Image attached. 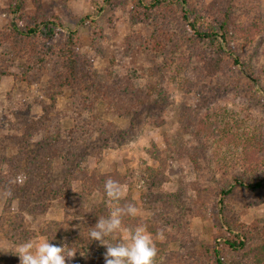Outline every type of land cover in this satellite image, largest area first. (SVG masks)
<instances>
[{
  "label": "rangeland",
  "instance_id": "374dc122",
  "mask_svg": "<svg viewBox=\"0 0 264 264\" xmlns=\"http://www.w3.org/2000/svg\"><path fill=\"white\" fill-rule=\"evenodd\" d=\"M214 1L190 0L203 12ZM19 3L24 6L25 15L59 18L62 25L52 40L56 50L70 32L76 31L80 36L78 54L89 61L97 80L133 74L136 87L168 91L167 104L154 106V118L148 111L140 116L133 112L117 114L113 106L101 99L91 111L85 105L80 111L85 120L101 119L110 125V130L105 136L95 131L91 141L74 145L67 138L68 131L75 127L74 119L68 115L74 110L73 96L92 93L88 89L79 93L78 89L55 86L52 79L56 68L51 57L32 65L40 58L31 59L7 44ZM133 6L134 0H0V264H20L19 256L12 250L29 239H48L76 251L66 264H105L106 246L89 238L93 224L87 220L91 218L76 216L52 195L39 197L34 193L32 184L38 173L34 179L28 177L29 167L32 161L37 163L35 159L53 140L72 153L68 160L50 155L39 171L42 175L51 173L54 186L70 178L66 163L98 173L129 172V183L121 185L125 198H132L138 208L139 224L146 225L153 235L158 249L155 264H178L180 260L184 264V258L213 245L226 234L218 213L223 205L219 204L217 188L235 183V177L245 170L247 153H258L261 162L257 174L264 178V92L255 93L247 71L232 66L228 57L226 73L206 74L200 54L212 59L213 54L206 44H193L188 39L189 27L180 17V6H171L166 12L165 16H171L166 27L156 14L148 20L134 17ZM233 11L236 23L245 25L256 20L257 35L264 37V0H236ZM162 26L166 34L172 33L167 37L174 41L166 39L167 47L157 43ZM235 35L232 46L243 61L263 69L264 44L255 50L256 39L249 42L242 33ZM203 98L214 104L219 126L201 132L202 139H198L188 128L196 116L202 117L207 110ZM194 110L199 114H193ZM156 120L163 122L156 124ZM251 143L257 144V149H248ZM153 147L163 152L166 160L164 168L160 167L159 180L150 175L149 168L159 166L150 153ZM16 155L23 158L19 164L15 163ZM19 175L24 177L23 183H11ZM196 185L208 194L203 212H197L195 206ZM27 188L34 208L25 202ZM72 190L80 192V183L74 181ZM86 199L82 208L85 212H94L103 201L109 208V201L101 192L87 195ZM175 199L183 207L181 215L175 213V206L170 207ZM123 200L111 202L112 206H121ZM224 205L232 220H264V189L236 188ZM182 217L186 222L178 224ZM123 223L125 232L117 233V239L135 227ZM228 254L229 260L248 264L241 261L239 254Z\"/></svg>",
  "mask_w": 264,
  "mask_h": 264
},
{
  "label": "trees",
  "instance_id": "16d2710c",
  "mask_svg": "<svg viewBox=\"0 0 264 264\" xmlns=\"http://www.w3.org/2000/svg\"><path fill=\"white\" fill-rule=\"evenodd\" d=\"M235 2L236 0H215L211 3L209 10L203 12L193 5L190 0H134L133 15L143 20L155 17L160 18L161 25L166 27L165 22L171 18L170 15L165 16L166 12H169L171 6H180V17L187 27H189L188 39L193 44H206L213 54V59L209 58L207 54H200L204 62L203 66L206 69V74L212 76L220 72L226 73L227 59L230 58L229 61L232 66H239L240 69L247 71L255 93L264 92V68L256 69L253 65L245 63L239 51L232 46L236 32L242 33L243 38L249 42H253L256 39L255 50H258L264 44V37L261 39L257 35V27L259 25L256 20H252L245 25L236 23L233 15ZM23 9L24 6L19 3L16 9L18 16L15 22H13V27H10L7 33V44L18 52L28 54L31 59L40 58L39 60H35L32 65L41 64L51 57L56 68L52 79V83L55 86L60 88L71 87L74 91L78 89L79 93H83V91L88 89L92 93L91 96L83 94L79 97L77 93L73 96L74 110L69 112L68 115L74 119L75 127L68 131L67 138L74 145L80 144L82 141H91L93 136H95V131L105 136L106 132L110 130V125L103 123L101 119L93 118V120H85L82 112H80L82 109H85V105L91 111L93 105L101 99L113 106L117 114L133 112L140 116L144 111H148L149 116L154 118V106L160 103L164 106L169 101L170 96L168 91H161L150 86L136 87L133 83V74L131 76L116 77L115 79H105L102 82L97 80V76L93 74L89 61L78 54L80 36L76 31L70 32L62 46L56 50L52 40L58 34L62 25L59 18L57 16L48 17L43 14L32 17L25 15L22 12ZM155 14L156 16L154 17ZM93 22L95 23V21ZM163 26L160 40L157 43H161L167 47V40L172 43L174 41L171 36L167 37L172 33L166 34ZM174 45L177 44L175 43ZM226 57L228 58L226 59ZM256 84L257 86L259 85L260 89H257ZM202 100V103L205 105L203 107H206L207 110L202 117L200 115L196 116L193 124L189 128L187 127L198 135V139H202L201 132L213 131L214 127L219 126L218 120H215V115L218 111L213 108L214 104L209 102L208 98H203ZM209 104L212 105V108H209ZM193 114L199 113L197 110H194ZM162 122L163 120L160 122L156 120L154 123L162 124ZM252 147L253 149H257V144L251 143L248 149H252ZM46 148L44 153L35 159L37 163L32 161L29 167L30 173L28 177L34 179L33 176L38 173L35 183L33 182L34 184H32L34 193L40 195L39 197L52 195L62 207L75 212L76 216L90 217L91 219L87 220V222L93 224V226L97 223L99 217H107L109 208L106 207L104 201L94 208V212H85L82 209L83 202L87 200V195H91L96 191L101 192L106 197L104 183L109 177L119 181L120 184L129 183L131 177L129 172L123 173L115 170L108 173H98L95 170H88L81 166L70 167L66 163L65 168L70 178L65 180L66 184L54 186L52 183L55 184V180L51 176V173L42 175L39 171L45 167V164L50 159V155L57 154L68 160L71 152L60 146L58 142H54V140ZM150 153L159 165L157 168H149L151 170L150 175L159 180L162 175L161 168H164L166 160L162 156L163 152L155 147L150 149ZM257 154L256 152L247 153V159L244 162L245 170L235 177V183L221 185L217 188L216 193L220 196L219 204L223 205V207H220L218 213L221 216L220 220L223 221L226 234L220 238L221 240H216L213 245L205 246L200 252H193L192 255L184 258L185 260L182 263L242 264L227 258L228 253H237L241 256V261H244V263L264 264V220H255L252 223L232 220L226 215L224 209L226 200L230 195L235 193L236 188H244L251 191L264 189V178L257 174V171H259L257 167L261 162ZM193 158L196 164L199 163V159ZM22 160L23 158L16 155L15 163L19 164ZM45 181H48L47 185L50 187L48 194ZM72 181L80 183V192L72 190ZM195 189L198 190L195 201L197 212H203L204 197L208 194H205L206 189L200 185H196ZM28 190L29 188H27V200L25 202L28 203V207L34 208L35 206L30 203ZM179 201L175 199V202L170 207L173 209L175 206L176 210H178L175 213L181 215L184 210ZM125 203L135 204L130 197L124 198L121 201V206ZM123 221L127 226L131 227L139 224L138 217L126 216L123 218ZM181 222H186L184 217L179 220L178 224H182ZM180 261L178 264H181Z\"/></svg>",
  "mask_w": 264,
  "mask_h": 264
},
{
  "label": "clouds",
  "instance_id": "9594fccd",
  "mask_svg": "<svg viewBox=\"0 0 264 264\" xmlns=\"http://www.w3.org/2000/svg\"><path fill=\"white\" fill-rule=\"evenodd\" d=\"M24 177L19 175L11 183H23ZM104 192L109 201V214L99 217L97 223L91 227L90 240H97L106 246L105 264H155L158 249L153 235L144 224L128 228L126 234L117 239V233H124L123 218L136 217L138 208L134 203L117 204L125 198V189L119 181L107 178ZM111 238L115 243L109 242ZM20 258V264H66L68 258L74 257L76 251L64 246L50 243V240H27L12 250Z\"/></svg>",
  "mask_w": 264,
  "mask_h": 264
}]
</instances>
